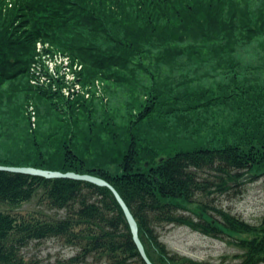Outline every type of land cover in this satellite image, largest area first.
I'll return each mask as SVG.
<instances>
[{
    "label": "trees",
    "instance_id": "1",
    "mask_svg": "<svg viewBox=\"0 0 264 264\" xmlns=\"http://www.w3.org/2000/svg\"><path fill=\"white\" fill-rule=\"evenodd\" d=\"M40 41L124 100L30 86ZM253 42L263 50L264 0H0V166L104 179L154 264H217L171 253L165 226L227 240L242 251L229 264H264V217L252 225L216 205L264 175V55L246 65L236 56ZM35 199L65 216L13 213ZM0 206L10 208L0 209V264H146L106 186L0 171ZM51 239L78 253L24 254Z\"/></svg>",
    "mask_w": 264,
    "mask_h": 264
},
{
    "label": "rangeland",
    "instance_id": "2",
    "mask_svg": "<svg viewBox=\"0 0 264 264\" xmlns=\"http://www.w3.org/2000/svg\"><path fill=\"white\" fill-rule=\"evenodd\" d=\"M41 18L49 20L47 16ZM38 24V23H37ZM50 43L38 42L36 44V63L31 68L28 77L29 85L58 92L62 98L72 100H102L105 103L119 104L125 98L119 88L109 89L101 80L84 82L82 79L83 64L67 52L53 47ZM264 50V48H262ZM257 42L243 44L238 47L236 56L244 65L257 63L264 55ZM53 87V88H52ZM53 90H52V89ZM55 89V90H54ZM117 93L119 95L115 96ZM115 96V97H114ZM30 107L31 122L35 127V112ZM247 178L244 185L230 190L216 200V205L232 215L252 224L259 225L264 217V175L253 181ZM0 209L10 210L9 207L0 206ZM43 213L51 218H63L65 212L50 210L46 205L39 206L37 199L15 210L13 213ZM218 220L220 218L215 217ZM161 241L167 249L178 256H185L196 261L220 264L225 262H240L238 258L242 251L227 240L214 239L195 232L188 227L165 226L159 230ZM78 250L65 246L61 241L51 239L42 243L32 242L24 249L28 258L42 262H55L57 259L74 257ZM88 264H96L89 260Z\"/></svg>",
    "mask_w": 264,
    "mask_h": 264
},
{
    "label": "water",
    "instance_id": "3",
    "mask_svg": "<svg viewBox=\"0 0 264 264\" xmlns=\"http://www.w3.org/2000/svg\"><path fill=\"white\" fill-rule=\"evenodd\" d=\"M148 165V164H147ZM0 171L4 172H10V173H17V174H24V175H31V176H40L47 179H55V178H66V179H73L78 181H85L90 182L99 186H106L108 187L114 194L116 200L118 201L119 205L122 207L124 214L127 218V221L130 225L131 232L133 235L134 242L143 258V260L146 262V264H154L149 259L146 250L144 248V245L142 244L140 238H139V226L138 223L132 214L130 208L124 201V199L121 197V195L118 193V191L107 181H105L102 178L88 175V174H77L74 172H59V171H46L41 170L33 167H8V166H0Z\"/></svg>",
    "mask_w": 264,
    "mask_h": 264
}]
</instances>
